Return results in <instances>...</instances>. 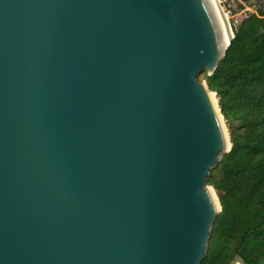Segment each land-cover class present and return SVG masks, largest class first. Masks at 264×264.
<instances>
[{
	"label": "water",
	"instance_id": "1",
	"mask_svg": "<svg viewBox=\"0 0 264 264\" xmlns=\"http://www.w3.org/2000/svg\"><path fill=\"white\" fill-rule=\"evenodd\" d=\"M226 21L227 41L208 0H0V264H199L231 147L199 74Z\"/></svg>",
	"mask_w": 264,
	"mask_h": 264
},
{
	"label": "trees",
	"instance_id": "2",
	"mask_svg": "<svg viewBox=\"0 0 264 264\" xmlns=\"http://www.w3.org/2000/svg\"><path fill=\"white\" fill-rule=\"evenodd\" d=\"M232 23L233 37L217 68L199 74L215 92L230 150L211 168L221 210L214 216L199 264H264V2Z\"/></svg>",
	"mask_w": 264,
	"mask_h": 264
},
{
	"label": "rangeland",
	"instance_id": "3",
	"mask_svg": "<svg viewBox=\"0 0 264 264\" xmlns=\"http://www.w3.org/2000/svg\"><path fill=\"white\" fill-rule=\"evenodd\" d=\"M220 4L223 11L227 13L228 23L231 26L232 23L236 24L239 22L245 14L256 11L258 3L255 1L245 3L241 0H220Z\"/></svg>",
	"mask_w": 264,
	"mask_h": 264
},
{
	"label": "bare ground",
	"instance_id": "4",
	"mask_svg": "<svg viewBox=\"0 0 264 264\" xmlns=\"http://www.w3.org/2000/svg\"><path fill=\"white\" fill-rule=\"evenodd\" d=\"M214 13H215V16L217 18V21H218V24L221 28V31H222V34H223V37L225 39V41H227L230 36H231V32H230V28L227 24V16L225 14V12L223 11L222 7H221V4L219 2V0H208ZM211 97L213 98L214 102H216V96L214 94V92L211 93ZM215 200H216V197H215ZM234 264H241L239 261H236Z\"/></svg>",
	"mask_w": 264,
	"mask_h": 264
},
{
	"label": "built area",
	"instance_id": "5",
	"mask_svg": "<svg viewBox=\"0 0 264 264\" xmlns=\"http://www.w3.org/2000/svg\"><path fill=\"white\" fill-rule=\"evenodd\" d=\"M219 2H220V0H219ZM253 12H255V11H253ZM226 14V16H227V13H225ZM248 16V14H245L244 16H243V18H245V17H247ZM228 20V19H227ZM238 23V22H237Z\"/></svg>",
	"mask_w": 264,
	"mask_h": 264
},
{
	"label": "flooded vegetation",
	"instance_id": "6",
	"mask_svg": "<svg viewBox=\"0 0 264 264\" xmlns=\"http://www.w3.org/2000/svg\"><path fill=\"white\" fill-rule=\"evenodd\" d=\"M260 2H264V0H260Z\"/></svg>",
	"mask_w": 264,
	"mask_h": 264
}]
</instances>
